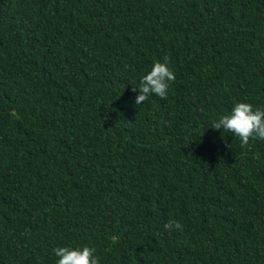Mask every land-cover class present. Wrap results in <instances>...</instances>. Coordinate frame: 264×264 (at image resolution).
Listing matches in <instances>:
<instances>
[{
	"label": "trees",
	"instance_id": "1",
	"mask_svg": "<svg viewBox=\"0 0 264 264\" xmlns=\"http://www.w3.org/2000/svg\"><path fill=\"white\" fill-rule=\"evenodd\" d=\"M237 102L264 109V0H0V264H264V140L209 128Z\"/></svg>",
	"mask_w": 264,
	"mask_h": 264
},
{
	"label": "clouds",
	"instance_id": "2",
	"mask_svg": "<svg viewBox=\"0 0 264 264\" xmlns=\"http://www.w3.org/2000/svg\"><path fill=\"white\" fill-rule=\"evenodd\" d=\"M175 79L174 72L168 67L167 57L164 62H154L151 70L140 78L137 86L132 87L133 92L138 91L135 104L142 105L152 94L166 99L169 83ZM209 128L231 132L239 138L242 146L248 145L250 139L264 140V109L254 110L249 103L237 102L229 114L214 120ZM164 227L166 230L173 228L179 230L182 225L178 221L169 220ZM93 251L87 246L82 249L69 247L53 249L55 256L58 257L57 264H99L98 259L93 256Z\"/></svg>",
	"mask_w": 264,
	"mask_h": 264
}]
</instances>
